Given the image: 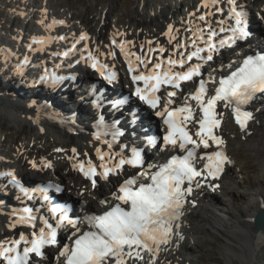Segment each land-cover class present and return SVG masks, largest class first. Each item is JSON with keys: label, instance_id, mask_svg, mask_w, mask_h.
Here are the masks:
<instances>
[{"label": "snow or ice", "instance_id": "1", "mask_svg": "<svg viewBox=\"0 0 264 264\" xmlns=\"http://www.w3.org/2000/svg\"><path fill=\"white\" fill-rule=\"evenodd\" d=\"M219 4L220 0H201L199 8L206 11L199 15L189 13V16L199 22L186 29L191 32L190 45L179 40L178 30L169 24L164 35L168 38V44L174 45L170 52L159 44L152 47V42L149 41L147 52L143 51L142 44L141 52L137 53L127 47L131 41L112 40V45L119 49L127 65V75L134 86L131 95L155 110V115L163 119L167 126L166 134L163 136L164 146L179 148L184 154L171 156L165 163L156 166L155 171L149 166L148 169L137 171L124 179L116 191L111 193V200L106 198L99 201L100 205L108 206L102 214L84 217L87 230H81L79 222L68 217L66 208L52 206L49 211L57 220L56 226L53 227L42 219L43 226L38 231L34 230L30 238L21 232L16 239L0 241V264H40V260L34 258L42 259L45 256V249L57 244V229L66 225H71L76 231L72 234L71 245L65 244L59 250L57 260L63 258V264H155L156 254L162 245L170 243L173 235L183 239L178 231L179 220L185 197L191 193L193 183L200 187L201 181L198 178L204 181L209 178L218 179L224 165L230 163L222 150L224 141L214 134V129L221 124L219 117H222V113L217 112L218 105L230 108L236 124L244 130L248 121L252 119V113L247 111L245 106L256 99L257 94L264 95V54L256 53L245 56L234 71L222 76L214 89V94H210L208 90V84L213 82V78L210 77L209 80L201 78L195 90L189 92L181 104L173 107L176 103L174 98L177 97V90L184 82L193 81L195 77L201 76L204 63L212 61L219 49L232 48L238 41H245L250 35L247 13L237 0H226L227 17L215 20L214 26L211 18L216 13L224 11ZM39 23L43 24V21ZM63 23V20L53 21V25ZM53 25L47 27L51 28ZM88 40V35L81 33L71 48L53 55L67 58L77 51V45L84 41V47L80 50L81 59L99 72L104 80L109 83L115 81L117 72L100 62L99 56L104 54L98 49L89 50ZM49 42L50 38L34 36L27 47L29 51L43 52ZM189 47L192 50L180 51ZM107 56L115 59L116 53L110 51ZM194 58L198 62L186 67ZM28 63L29 57L25 55L17 71L21 72L23 66ZM71 66L70 64L69 67ZM60 79L63 78L46 70L40 76L41 82L50 81L53 84ZM189 101H195V108ZM190 123L198 124L195 139L187 130ZM103 135H111V141H102L111 149L120 133L113 128L105 131ZM95 139L100 140L101 134H97ZM211 145H215L218 150L197 154V149L201 147L208 149ZM56 151L59 152L61 149ZM72 152L75 159L76 149L73 148ZM96 155L100 161L99 172L97 165L91 160L87 162L76 160L73 163V168L85 179L90 180L93 187L97 186V177L108 181L112 176H119L125 166L133 169L142 166L140 151L136 149H133L130 157H126L121 146V153L117 154L119 159L115 162L109 153L102 152L99 148L96 149ZM197 159L206 161L202 169L195 166ZM41 164L45 168L51 167L43 160ZM32 166L37 167L34 162ZM5 175L11 176V182L19 187V182L11 172ZM55 190L62 191L59 186H55ZM43 199L46 201L48 197L44 196ZM256 211L264 213V201L257 205ZM35 221L36 217L32 210L25 209L24 214L19 215L11 227L21 225L35 229ZM145 254L150 257L147 261Z\"/></svg>", "mask_w": 264, "mask_h": 264}, {"label": "bare ground", "instance_id": "2", "mask_svg": "<svg viewBox=\"0 0 264 264\" xmlns=\"http://www.w3.org/2000/svg\"><path fill=\"white\" fill-rule=\"evenodd\" d=\"M49 2L40 0L39 6L41 7L43 17L35 19L32 34L28 36L30 40L34 36L50 38V42L45 45V55L51 53L52 46L56 44L57 37L54 35V32L62 27L65 29L66 25H53V21L56 19L63 21L65 19L66 21L67 19H72L76 16L72 13L69 14V12L65 10L51 9V6L53 5L51 4L52 2ZM151 2L152 8L149 11L147 10L148 3H144L143 8H141V13L139 14L140 16L136 19L137 22L135 21V27H128L130 30L126 27L127 30L121 31V28H119L116 23H106V18H104V16L102 18V13H99V18H102V20L100 26L96 30V39L92 40V38H90L89 41L94 46V50L98 49L100 53L104 54L100 55L104 60L112 65L124 66L126 64L124 62V57L120 55L119 49L112 45L113 39L117 42L122 40L131 41L132 43L127 45V47L131 51L137 53L141 52L140 46L142 44L144 45L143 51L147 52L149 41L152 42V47L159 44L164 46L170 52L174 45H169L168 38L164 35L168 30L169 24L173 25L175 30H178L177 38L179 40L186 41L189 45L191 44V32L186 29L199 22L195 21L194 17L189 16V13H196L199 15L206 11L205 9L199 8L201 0H188L189 7L182 13V15L177 14V0H151ZM237 2L238 4L243 5L244 11H249L250 14L253 15V26L262 35L261 40H264V5L260 8L257 6L260 2H264V0H249V3L253 4L252 10L246 6L245 0H237ZM218 6L224 9L222 12V18H226L228 12L226 0H220ZM110 8L111 5H108L104 11L105 14H107L106 12ZM197 9H199V11H197ZM46 13L49 15L47 19H45ZM254 13L257 17L254 16ZM3 19H6V17H3ZM211 19L215 26V20H219L220 18L215 14ZM155 20L160 21V23L159 27L154 30V28L151 29L149 27L154 24ZM40 21H43V24L39 23ZM118 21H121V18H118ZM82 22L84 23V21ZM81 24L82 23H80V25ZM48 25L53 26L48 28ZM86 25L87 24L84 23L82 30L88 35L89 28L86 27ZM160 29L163 31V34H161ZM17 37L18 36H15V38ZM105 37L107 38L106 40H104ZM245 45L251 44L247 41L243 44V46ZM110 51L116 53L115 59L107 56V53ZM180 51H182V49H180ZM167 54L168 53L166 52L165 56H167ZM223 55H225V53ZM229 57L233 56L231 55ZM216 65L217 64H215L213 68L216 67ZM78 69L80 74H93L91 70H85L82 69V67ZM122 74L124 75V72H122ZM122 83L123 85L128 83L124 76H122ZM183 92L185 93L186 89H184ZM78 95L79 94L77 93L76 97H78ZM70 96L71 98L69 95H67V98H63L56 93L42 94L38 91L31 94L21 88L16 89L14 85H3L0 83V113L3 119L12 123L14 127H16L17 132L25 135L23 142L17 146L15 144V148L12 149V161L10 163L2 161L1 163L13 168L14 174L23 180H31L34 178L36 179V182H41L53 179L65 186L62 193L63 195L83 200L86 203V207H91L92 205L99 206L96 199L104 197L111 200V193L114 192L113 185L116 179L114 177H110L108 181L102 179L99 181L97 188L91 189V186L88 185L85 177L78 170L73 168V163L76 160L85 162L91 160L94 164L99 166L100 161L97 159L96 155L97 148L101 149L102 152L109 153L112 158L118 157L119 155L117 154L121 153V151L117 146H113L109 149L108 146L103 144L100 140L91 137V133L86 130L87 128L84 127L85 124L83 123L89 118H84L85 111L87 110L85 109L86 107L80 103L76 104V107L75 105H70L69 100L75 99V93H70ZM261 102L262 101H259V106L252 123L253 128L256 129L255 131H252L250 126L244 131H240L237 128L235 129V125L231 119L230 121L225 119L228 116L226 111L224 112V123L220 131H230L229 134H231L233 142L238 144V146H235L234 143L230 141L223 143L222 150L226 152L227 157L228 155L237 154L245 147L251 145L252 138L255 137L257 140H255V143L257 144L258 149H254H257L256 154L259 159V163L256 165L259 179L251 185L254 190L253 194H251V201L247 203L244 209L234 207L236 196L232 190L224 187L223 191L225 192V195L230 197L231 205L235 208V211L230 209L225 210L224 207H221L214 197H212V193L207 191L197 192V198L193 200L202 202L207 201L206 203L208 206L204 207L197 204L195 207L186 208L178 230L183 239H179V237L173 235L171 243L166 245L163 249L164 252L157 255V260L155 261H157L158 264H189V262H185L181 257L182 253H190V247L188 246L187 240H185V235L187 236L186 233L189 234L186 229H190L191 231L195 230L204 234L217 233L218 235H222L227 241L222 244L224 249L232 251L234 248L232 244H235L237 247H235L234 250L240 249L242 251H236L240 255L239 258L241 262H239L241 264H252L253 261H258V259L261 258V251L264 247V226L258 231H255L253 227V217L257 213V205L261 201H264V101ZM37 106H46L57 113H64L65 111L76 109L74 119L80 122L79 124L82 125V128L73 132L68 130L64 125H60L54 121H47L45 120V116L41 115L40 108ZM25 129L27 131H25ZM1 130H3L2 127H0V131ZM260 136L261 138L258 140L257 138ZM1 141L2 140L0 139V142ZM0 146H2L1 143ZM259 147H262L261 150H259ZM73 148L76 149L75 159H73ZM56 149H61V151L58 152ZM3 152L4 151L0 149V156H3ZM10 157L11 156H9V158ZM42 160L48 162L51 167H47L45 170L41 164ZM33 162L37 167L32 166ZM31 166L32 169L30 168ZM126 170L129 171L130 168H126ZM227 172L229 171L227 170L223 174H226ZM238 178L241 179L240 177ZM235 180L236 177H234V181ZM216 182L217 181H213L212 183ZM238 196L239 195H237V197ZM4 200L6 202V206L4 205V207L10 209L13 216L10 212L0 215V240H9L13 237V234L19 235L21 232H24L26 236L30 235L35 230L32 227H24L21 225H17L15 228L11 227L15 222L16 216L21 214L19 210V202L14 201L12 197L3 196L0 193V201ZM202 208H205L206 212H208L207 216H204L202 213ZM197 222L200 223V225L197 224ZM46 252L49 254V250ZM227 258L229 260L231 259L230 256ZM40 264H45V262L40 261Z\"/></svg>", "mask_w": 264, "mask_h": 264}, {"label": "rangeland", "instance_id": "3", "mask_svg": "<svg viewBox=\"0 0 264 264\" xmlns=\"http://www.w3.org/2000/svg\"><path fill=\"white\" fill-rule=\"evenodd\" d=\"M45 1L48 2L50 1L49 3L52 2L51 3L53 5L52 9L55 8L56 10L58 9L65 10L68 11L69 13H72L73 15H76L74 18L69 19V24H73L74 26L79 25L80 27L81 26L84 27V23H86L87 24L86 27L89 28L90 34L91 35L94 34V36L97 28L100 26L103 16L104 18H106V23L108 22L110 24L115 22L117 23L118 18H121V21H118L119 23L118 25L126 29V27L127 28L131 26L135 27V23L137 22L136 19H138V17L140 16L139 14L141 13V8H143L145 2L148 3V9H147L148 11L151 10L152 8L151 0H45ZM161 1H165V0H161ZM177 1H178L177 14L179 13L181 14L182 10L187 9L189 2L188 0H177ZM39 2L40 0L39 1L38 0H0V13H1L0 15H3L0 16V26H1L0 39L9 38L11 35L9 34L10 29L11 31L12 30L14 31L15 29L20 31L27 30L29 25L32 24V19L31 20L27 19L28 13L25 9L24 4H28V3L39 4ZM262 3L264 4V2H260L259 5ZM108 5H111V8L108 9V11L106 12L107 14H105L104 11ZM247 5L249 8L252 7L251 4L247 3ZM28 9L29 11H33L35 8L29 7ZM99 13H102L101 19L99 18ZM3 17H6V19H3ZM82 21H84V23ZM80 23L82 24L80 25ZM159 23L160 21L155 20L154 24L150 25L149 28L151 29L154 28L155 30L157 27H159ZM160 31L162 30L160 29ZM161 34H163V31ZM2 84L7 85L5 83ZM252 125L253 124L251 123L250 128H252V131H255L256 129H254ZM0 127H2L3 129L0 131V139L2 140L0 142L2 144L0 148L6 153V157L8 158L9 156L12 157L13 156L12 149L15 148V144L17 146L23 142L25 135L17 132L16 127H14L12 123H9L7 120L3 119L1 113H0ZM86 130L89 131L88 129ZM25 131L27 130L25 129ZM225 132L226 134L222 132V134L224 135V139L234 143L235 146H238L236 142H233L231 138V134H229L230 131H225ZM259 138H261V136L258 137L257 139L259 140ZM255 140H256L255 137L252 138L251 145L245 147L237 154H234L235 156L231 155L232 167H230L231 164L226 167L230 173L227 172L221 178L220 187L222 186V188L218 187L212 189V191L210 190L207 191L213 193L212 197H214V199L219 203V205L221 207H224L225 210L230 209L232 211H235L234 207H238V209L239 208L244 209L247 203L251 201L252 198L251 194H253L254 191L251 185H253L254 182L259 179L258 170H256V165L259 163V159L256 154L258 146L255 143L257 140L256 141ZM15 142H17L18 144ZM261 148L262 147H259V150H261ZM234 177H236L237 181L236 180L234 181ZM238 177H240L241 179H239ZM224 187L232 190L234 195L236 196L234 200V207L231 205L230 197H227L225 195V192L223 191ZM237 195L239 196L237 197ZM206 202L207 201L205 202L197 201V203H199L200 206H204V207L208 206ZM202 209L201 211L204 214V216H207L208 212H206L205 208ZM197 224L200 225V223L198 222ZM186 231L189 232V234L186 233L187 236L185 235L186 237L185 240H187L188 246L190 247V251H189L190 253L181 254V257L182 259L185 260V262H189V264H241L239 258L240 255L237 252H242V251L240 249L234 250V248L237 247L235 244H232L234 247L232 251H228L224 249L222 247V244L226 243L227 241L222 235L220 234L218 235L217 233L204 234L195 230L191 231L190 229H186ZM228 256L231 257L230 260L227 258ZM252 264H264V247L261 251V258L258 259V261L257 260L253 261Z\"/></svg>", "mask_w": 264, "mask_h": 264}, {"label": "water", "instance_id": "4", "mask_svg": "<svg viewBox=\"0 0 264 264\" xmlns=\"http://www.w3.org/2000/svg\"><path fill=\"white\" fill-rule=\"evenodd\" d=\"M264 226V213H256L253 217V227L255 231L260 230Z\"/></svg>", "mask_w": 264, "mask_h": 264}]
</instances>
